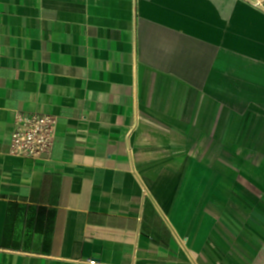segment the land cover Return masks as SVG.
<instances>
[{
	"label": "crops",
	"instance_id": "0c3cea01",
	"mask_svg": "<svg viewBox=\"0 0 264 264\" xmlns=\"http://www.w3.org/2000/svg\"><path fill=\"white\" fill-rule=\"evenodd\" d=\"M0 264H264V0H0Z\"/></svg>",
	"mask_w": 264,
	"mask_h": 264
},
{
	"label": "built area",
	"instance_id": "2783aa9c",
	"mask_svg": "<svg viewBox=\"0 0 264 264\" xmlns=\"http://www.w3.org/2000/svg\"><path fill=\"white\" fill-rule=\"evenodd\" d=\"M58 120L43 113H19L12 131V151L35 160L46 157L53 145Z\"/></svg>",
	"mask_w": 264,
	"mask_h": 264
}]
</instances>
